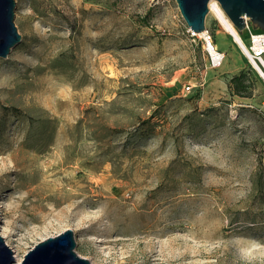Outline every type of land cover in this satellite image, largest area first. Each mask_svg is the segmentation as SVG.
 Instances as JSON below:
<instances>
[{"label": "rangeland", "instance_id": "374dc122", "mask_svg": "<svg viewBox=\"0 0 264 264\" xmlns=\"http://www.w3.org/2000/svg\"><path fill=\"white\" fill-rule=\"evenodd\" d=\"M13 20L20 40L0 56L13 255L71 228L92 264H264V79L212 12L219 64L175 0H15Z\"/></svg>", "mask_w": 264, "mask_h": 264}, {"label": "water", "instance_id": "95a60500", "mask_svg": "<svg viewBox=\"0 0 264 264\" xmlns=\"http://www.w3.org/2000/svg\"><path fill=\"white\" fill-rule=\"evenodd\" d=\"M187 26L197 32L204 29L209 0H175ZM235 28L245 26L244 16L264 30V0H217ZM15 0H0V56H6L20 40L14 23ZM73 230H64L37 241L17 264H92L75 250ZM11 247L0 235V264H14Z\"/></svg>", "mask_w": 264, "mask_h": 264}, {"label": "built area", "instance_id": "2783aa9c", "mask_svg": "<svg viewBox=\"0 0 264 264\" xmlns=\"http://www.w3.org/2000/svg\"><path fill=\"white\" fill-rule=\"evenodd\" d=\"M216 3L218 4V6L220 7V10L223 12V14H225L224 10L222 9V7L220 6L219 2L217 0H215ZM208 12H212L213 14V19L218 20V18L216 17V14L211 10L209 2H208ZM226 15V14H225ZM227 16V15H226ZM244 22H245V26H244V30L247 31L248 33V38H249V42L246 44L248 50L251 53V57H249L247 54V58L249 60V62L251 63V65L257 70V72L259 73V75L264 79V30L255 26L249 19V17L244 16ZM220 23V22H219ZM188 31L190 32V34L192 36L198 35L197 33H195V31L191 30L189 27ZM203 34L202 35H198L201 36L203 38L204 41H206L207 39L212 40L211 38V34L209 32L208 27L204 26L203 29ZM217 50V49H216ZM221 56L214 59L212 57V55L210 54V59L211 62L213 64H219L223 58V52L217 50ZM190 86L189 84L184 85V88L188 89Z\"/></svg>", "mask_w": 264, "mask_h": 264}, {"label": "bare ground", "instance_id": "6f19581e", "mask_svg": "<svg viewBox=\"0 0 264 264\" xmlns=\"http://www.w3.org/2000/svg\"><path fill=\"white\" fill-rule=\"evenodd\" d=\"M209 5L211 10L216 14V17L218 18L221 26L228 32L230 33L232 40L241 48V50L246 53L249 57H251V53L248 50L242 36L239 34V32L236 30L235 26L233 25V23L231 22V20L225 15L223 14V12L220 10V7L218 6V4L216 3L215 0H209ZM210 13V12H208ZM208 13L206 15V17L208 16ZM203 30L201 31H197L195 33H197L198 35H202L203 34ZM222 32V31H221ZM205 48L207 49V51L212 55V57L214 59L218 58L221 56V54L216 50V48L218 47L217 44L215 42H212V40L207 39L204 42ZM252 58V57H251ZM0 235L1 236H5L3 232L0 231ZM12 249V248H11ZM14 249H12L13 251ZM13 258L15 259V264L19 263L21 260L20 258L16 257V254L13 255Z\"/></svg>", "mask_w": 264, "mask_h": 264}, {"label": "trees", "instance_id": "16d2710c", "mask_svg": "<svg viewBox=\"0 0 264 264\" xmlns=\"http://www.w3.org/2000/svg\"><path fill=\"white\" fill-rule=\"evenodd\" d=\"M238 32L240 34L241 31L238 30ZM243 77H244V72H239L238 74L232 75L229 78L228 84L235 92L243 91V89H245L246 86L243 82Z\"/></svg>", "mask_w": 264, "mask_h": 264}]
</instances>
